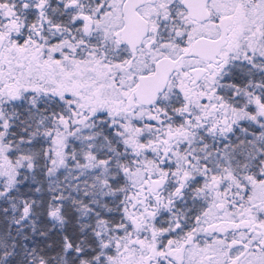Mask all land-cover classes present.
<instances>
[{
	"label": "snow or ice",
	"instance_id": "1",
	"mask_svg": "<svg viewBox=\"0 0 264 264\" xmlns=\"http://www.w3.org/2000/svg\"><path fill=\"white\" fill-rule=\"evenodd\" d=\"M0 264H264V0H0Z\"/></svg>",
	"mask_w": 264,
	"mask_h": 264
}]
</instances>
